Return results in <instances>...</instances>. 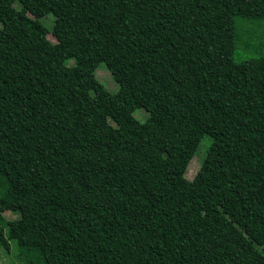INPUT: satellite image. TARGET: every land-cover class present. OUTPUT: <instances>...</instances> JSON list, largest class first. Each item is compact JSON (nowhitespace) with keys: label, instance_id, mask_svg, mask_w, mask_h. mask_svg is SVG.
Wrapping results in <instances>:
<instances>
[{"label":"trees","instance_id":"16d2710c","mask_svg":"<svg viewBox=\"0 0 264 264\" xmlns=\"http://www.w3.org/2000/svg\"><path fill=\"white\" fill-rule=\"evenodd\" d=\"M253 3L0 0V246L26 264H264V56L234 58ZM204 139L209 188L186 176Z\"/></svg>","mask_w":264,"mask_h":264},{"label":"rangeland","instance_id":"374dc122","mask_svg":"<svg viewBox=\"0 0 264 264\" xmlns=\"http://www.w3.org/2000/svg\"><path fill=\"white\" fill-rule=\"evenodd\" d=\"M15 7L20 9V4L16 3ZM256 8H258V6L254 4V6L250 8L252 11L243 12V18L246 20H256L258 22L249 23L250 21H244V24H242L241 33L243 35L242 38H240V41L239 39L237 40V53L234 57L236 61L264 56V9H261L262 12L259 11V13H251L254 12ZM42 22L49 29V31L52 32L54 16L50 14L43 18ZM48 37L53 43L57 42L52 34H49ZM239 44L247 49H242ZM118 76L120 75L112 76L104 63H102L97 70L98 79L112 93H115L124 83L125 79L122 76ZM135 116L140 122L144 123L148 119L149 113L144 110H138L135 113ZM111 123L114 125V122L111 121ZM209 147V139H204L201 142L196 156L191 161L186 175L190 180L195 179L196 183L202 188H209L210 186H213L215 181L213 176L206 170L205 166L203 167L202 164ZM4 216L7 219L16 218V215L11 212H5ZM260 242L264 244V233L261 235ZM0 264H26V262L19 257L16 244L10 242V249L0 246Z\"/></svg>","mask_w":264,"mask_h":264}]
</instances>
